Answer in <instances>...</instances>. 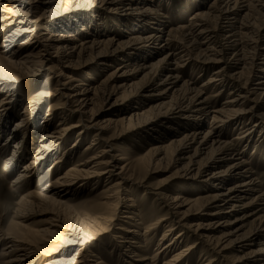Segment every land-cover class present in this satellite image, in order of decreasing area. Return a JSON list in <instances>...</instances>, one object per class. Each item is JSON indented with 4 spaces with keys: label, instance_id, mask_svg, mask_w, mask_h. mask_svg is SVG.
Wrapping results in <instances>:
<instances>
[{
    "label": "bare ground",
    "instance_id": "6f19581e",
    "mask_svg": "<svg viewBox=\"0 0 264 264\" xmlns=\"http://www.w3.org/2000/svg\"><path fill=\"white\" fill-rule=\"evenodd\" d=\"M161 1L93 0L89 7L85 5L87 0H0V92L12 80L18 82L20 76L32 78L44 72L49 74V84L53 87L51 91L45 88L26 103L21 118L14 124L10 123L14 87L1 100L0 136L9 132L15 137L22 132L13 145L11 158L20 150L23 138H27L29 149L37 147L31 160L21 168L16 182L30 179L74 133L77 137L71 149L75 150L86 134L84 130L101 133L120 130V134L124 128H133L135 135L151 132L147 135L152 142L142 157L132 154L128 158L111 154V142L116 136L101 139V149L90 155L88 152L96 147L97 139H94L83 150V160L58 175L44 193L25 194L16 204L11 224L0 235V240L10 244L5 249L9 250L4 254L8 257L6 264H110L88 243L105 234L114 220L104 214L114 197L119 199L115 210L119 202L123 208V216L119 218L123 225L117 229L120 235L114 233L110 248H115L124 264L145 260L137 258L133 250L143 249L160 228L166 230L156 245L159 249L155 250L153 260L173 253L163 264H189L193 253L202 247L206 250L202 256L200 253L197 264L215 263L208 252L226 264H264V243L260 242L264 216L258 227L243 232L244 221L256 214L253 206L264 205V194H258L257 179L244 155L254 134L264 133V0H213L206 11L200 2L190 21L175 29L162 28L163 17L156 8ZM102 11L115 15L124 24L122 32L126 37L139 36L124 44L104 38V30L98 29L102 23H97ZM85 12L93 13L90 15L93 21L81 20L84 23L78 26L80 36L70 35L68 31H74L80 20L74 18L70 24L69 14ZM64 18L67 22L61 21ZM148 30H152L150 34ZM20 39L22 43L10 52L13 43ZM228 54L231 57L226 61ZM113 61L121 65L103 80H95L89 74L90 67L104 71ZM190 64L206 72L212 70L211 78L198 87L183 81L180 71ZM81 70L86 71L82 78L78 73ZM230 84L234 91L222 106L209 107L205 88L221 92ZM117 93H130L131 97L113 100ZM98 97L104 101L106 112L112 113L101 121L96 116L98 111H94ZM48 101L54 104L43 115L42 133L34 143L29 126L41 115L39 105ZM146 102L150 106L140 113L139 107ZM120 110L119 115L116 111ZM145 113L151 116L143 117ZM86 116L89 118L83 120ZM58 118V123L53 125ZM207 120L209 126L202 130ZM133 121L137 122L135 128ZM177 122H184L189 129L180 131L175 127ZM230 127L239 133L228 141L224 132ZM158 128L166 130L169 138L162 139ZM140 144L137 146L142 149ZM170 147L175 150L174 162L187 160L179 169V178L194 184L207 173L201 181L203 192L210 188L212 191L196 198L179 194L170 197L162 192L169 184L161 183L155 189L158 193L155 196H161L167 214H152L153 222L139 236L144 217L136 213L130 196L124 195L125 191L119 195V191L126 184L141 185L139 173L150 162L162 160ZM10 160H6L5 168ZM63 162L62 156L54 160L47 173ZM91 183L106 185L91 207L103 212L84 214L79 226H69L63 215L67 209L64 207H68L66 199ZM34 203L52 204L57 211L50 215L46 228H21L14 219H24L26 206ZM194 212L196 215H192ZM230 216L233 219L229 220ZM83 225L90 226L95 234L84 235L80 230ZM73 246L78 249L68 254ZM252 248L248 254L237 256ZM230 253H235V257H229Z\"/></svg>",
    "mask_w": 264,
    "mask_h": 264
},
{
    "label": "rangeland",
    "instance_id": "374dc122",
    "mask_svg": "<svg viewBox=\"0 0 264 264\" xmlns=\"http://www.w3.org/2000/svg\"><path fill=\"white\" fill-rule=\"evenodd\" d=\"M88 4H85L86 6L91 7L90 5H93V0H87ZM199 1V2H198ZM213 2V0H163L159 4H156V8L158 10V14L163 17L161 21L163 22L164 26L162 28H179L181 26L186 25L191 17L194 15V13L199 10V3H202V10H207L209 8V5ZM85 6V7H86ZM160 6V7H158ZM84 7V6H83ZM155 8V7H154ZM73 13V12H71ZM69 14L70 17H68V21L70 24H72V20L74 18L79 21V24L76 25V29L74 28V31L71 29L69 30V34L75 35L78 34L80 36L79 32V25L83 24L84 21H91V14L93 13H75V14ZM100 14V20H98V24L102 23L99 30L103 29L105 33L104 38H113L114 42L116 44H124L128 40H131L135 36V34H131L130 36H125L123 34L122 30L124 24H120L118 20L115 18V15L108 14L106 12H99ZM191 16V17H190ZM67 18H64L61 21H66ZM93 21V20H92ZM67 22V21H66ZM85 22V23H86ZM259 22V20H258ZM96 23V24H97ZM257 23V22H256ZM213 24V22L211 23ZM65 25H67L65 23ZM63 25V26H65ZM257 25V24H256ZM75 27V26H74ZM155 26L154 28H156ZM158 28V27H157ZM152 30H148V34L151 33ZM74 33V34H73ZM23 39H20L13 43L10 52L17 49V46H19L22 43ZM216 42V41H215ZM6 57V56H5ZM231 57V54H228L226 56V61ZM261 59V57H258ZM120 66L119 62L113 61L108 65L106 70H96V66H92L89 69V74L91 77H94L95 80H103L106 78L109 74H111L116 67ZM224 65L222 64L221 67ZM197 67V66H196ZM194 67L192 64L187 66L185 69H182L180 72L182 76L183 81H188L192 83L194 87L201 86L203 82L206 80H209L211 78V72L212 70L205 71L201 70L199 68ZM133 68V66H132ZM230 72H233V69H229ZM88 71V70H87ZM229 72V73H230ZM247 72V71H246ZM80 75L79 77L82 78L84 74L86 73L85 70H81L78 72ZM48 73L44 72L40 76L37 77H25L20 76L18 77V82H14L12 80L11 85L5 89L4 91L0 92V103L1 100H3L8 93H10L11 88L14 87V97H12V109L10 111V117H12L10 120L11 124H14L17 122L21 117L20 113L22 112V108L26 106V103L31 101L38 93L42 92L45 88L48 87V89H45L47 91L53 90V87L50 86V82L48 80ZM93 75V76H92ZM246 76L243 77L245 79ZM137 78V79H136ZM135 81H139L141 76L136 77ZM243 79L241 82H243ZM241 82H239L241 84ZM50 86V87H49ZM232 85H227L224 87L221 92L218 90H212L211 88H205L206 91V97H209L208 106L209 107H216L219 108L222 106L224 101H226V98L228 97V94L231 91H234V88L232 89ZM231 87V88H230ZM216 93V94H215ZM128 98L131 97L130 93H117L114 97L120 99V98ZM112 100V101H113ZM62 102H65V99L61 100ZM97 103L95 104L94 111L96 112V116H98V121L104 120L106 118H109V112H106V105L104 104V101L101 97H98ZM54 102L48 101L46 103L40 104V116L35 120L34 124L29 126L30 132L33 133L32 139L34 140V143H37L39 137L41 136L42 129L40 126L41 119L43 118V115L46 113V111L49 109L50 106H52ZM151 103L146 102L144 105H141L139 107V112H144L148 109ZM213 104V105H212ZM134 105V106H133ZM131 106L135 107L137 105L133 104ZM136 108V107H135ZM142 108V109H141ZM126 109V108H125ZM122 111H116V113H121ZM115 114V112H113ZM151 113H145L143 117H150ZM122 115V114H121ZM129 115V113L127 114ZM89 118V116H88ZM87 116L83 118V120L88 119ZM58 119H55L53 122V125H56L58 123ZM142 120H144L142 118ZM76 121V119L74 120ZM137 122L133 121L134 128L136 126ZM183 123V124H182ZM67 124H71L68 122ZM182 124V125H181ZM184 122H177L176 126L180 131H185V129H189V126H184ZM209 126V120L205 122V125L201 128L202 130L207 128ZM53 127V126H52ZM188 127V128H187ZM126 129L120 133L118 131L114 132V130H106L105 132L101 133L99 130H84L85 136L82 138V141L74 147L75 150L71 149L72 145L76 141V133L72 134L64 143L61 148L57 151V153L50 158V160H47L44 164H42L39 169L34 173L30 179L23 180L20 182H16V178L18 177L19 172L21 171V168L28 163L32 156L34 155L35 150L37 147H33L32 149L28 148V142L27 138H23V144L21 145L20 150L17 152L16 156L12 159L11 153L13 150V145L22 137V132L17 134L15 137L12 135H9L8 133H4L2 136H0V235L3 233V231L11 224L14 210L16 207V204L18 201L27 195L28 193H34V194H42L44 193V189L52 184L55 180V178L60 175L61 173L65 172L68 168H71L73 166H77L78 163H80L83 160V150L85 147H87L90 143H94V139H97L95 141L96 147L91 150L90 155L96 154L102 146L101 139H112V137L116 136L111 143H113V149H112V155L120 154L123 157L131 158L132 154H138L137 156L142 157L148 146L152 142L149 138V135L151 132H140L135 135L133 132L134 129ZM158 132H160V137L164 140L169 138V133L161 128L156 129ZM101 133V134H100ZM164 133V134H162ZM225 136L226 140L231 141L235 137H237V134L239 131L236 128H228L226 130ZM10 136L8 139L7 137ZM7 139V142L5 140ZM141 139V140H140ZM261 139V140H259ZM252 143L250 144L247 151L244 153L245 159L249 162L250 168L252 170V173L255 175V178L257 179L258 185H259V193L258 194H264V133L263 135H258V132H256L252 138ZM114 141V142H113ZM138 142H141V146L143 147L140 149V147L137 146ZM168 142V141H167ZM154 144V143H153ZM139 145V146H140ZM99 148V149H98ZM71 149V150H70ZM73 150V151H72ZM174 149L168 148L164 153V157L160 161L150 162L148 164V167H146L145 170L139 173V179L142 180L141 185H132L126 184V186H122V190L119 191V195H122V191L124 192V195L130 196L132 200V205L134 209L136 210V213L144 217L142 221V225L139 226V236L145 231L146 227L149 226L153 220L151 219L152 214H159L165 215L167 214V211L163 208L162 202L160 200L161 196H155L158 193L155 192V189L157 186H159L161 183L167 181V185L169 184L168 188L163 189V194L167 196H175L176 194L185 196L186 198H196L197 196H206L207 194H210L212 191L210 189H206V192H203L204 187L203 181L207 177V173H205L199 180V182H195L194 184L187 182L183 179H180L179 175V169L182 168L186 163V161L183 162H174ZM66 153L68 154V158L66 157ZM62 156V160L65 162L62 163V165H59V167L56 170L50 171L47 173L48 166H50L54 160ZM70 157V158H69ZM11 158V160H10ZM10 160V164L8 167L5 168V162L6 160ZM49 159V158H48ZM162 161V162H161ZM175 163V164H174ZM150 164L152 166H150ZM5 168V169H4ZM178 172V173H177ZM245 179V178H244ZM106 185L104 183L89 184L86 189L81 188L76 195L71 196L69 194L68 198L66 200L68 207H64L67 209L63 210L64 218L67 220V224L69 226H79L80 222L79 220L84 217V214H88L89 216L97 214L99 211L97 209H93L91 207H94L95 202H97L99 193L105 189ZM256 194V195H258ZM58 198V196H56ZM117 201H119L118 197H114L111 202L109 203V206L107 207V210H104V214L107 217H110L111 224L108 226L107 232L103 235L97 236L96 238H93L88 243V246L90 248H94L99 251L100 257L110 262V264H124L119 260L117 253L114 251L115 248L111 249L110 246L113 243V235L114 233L119 231L118 228L121 227V222L119 218L123 216L122 213V206L121 202H119L117 206V210H115V204ZM35 202V201H34ZM253 209L255 210V215L246 221H244V233L250 232L254 230L256 227H258L260 224V221L262 217L264 216V205L260 206H253ZM57 211V208L54 207L52 204H29L26 206V216L24 219H14L18 223L21 224V228H32V229H38V228H46L49 224V217L51 214H55ZM103 211H100L101 213ZM192 215H196V212L192 213ZM154 216V215H153ZM155 217V216H154ZM233 219V216L229 217V220ZM123 220V219H122ZM121 224V225H120ZM84 226V227H83ZM80 227L81 232L84 235H91L94 233L92 229H89L85 225ZM125 226V225H124ZM110 228V229H109ZM92 230V231H91ZM166 230V228H160L156 229V235L154 239L150 243H146L144 245L143 249H140L138 251H134V254L137 255V258H143L145 260L138 261L134 263L133 261H130L129 264H163V262L167 261L168 259H171V255L173 253L168 254L165 257H157V260H153V257L155 256V250L159 249L157 248V244L160 241L161 234ZM117 231V232H116ZM95 234V233H94ZM141 242V238H138ZM260 242L264 243V233L261 235ZM115 240V239H114ZM7 241L0 240V264L5 263L8 259L4 254L8 252L9 250H5L7 246L10 244H6ZM141 243H144L143 241ZM127 247V245H124ZM78 246H73L71 249H69L68 254L74 253L78 248ZM120 249V248H119ZM124 249V248H123ZM203 250H206L205 247L199 248L196 252L193 253V257L190 259L189 264H197L198 260L200 258V253H202ZM252 249H249L245 251L244 253L237 255L242 256L244 254H248L251 252ZM116 251L117 248H116ZM98 253V252H97ZM121 253V251H120ZM203 253L201 254V256ZM209 255L214 259V264H226L222 259L214 257L211 252H208ZM229 257L233 258L235 257V253H230L228 255ZM211 258V259H212ZM136 259V258H134ZM219 259V260H218ZM202 264V261L201 263Z\"/></svg>",
    "mask_w": 264,
    "mask_h": 264
}]
</instances>
